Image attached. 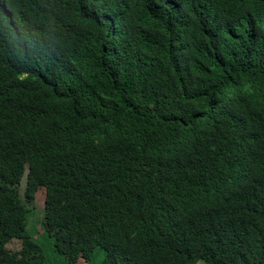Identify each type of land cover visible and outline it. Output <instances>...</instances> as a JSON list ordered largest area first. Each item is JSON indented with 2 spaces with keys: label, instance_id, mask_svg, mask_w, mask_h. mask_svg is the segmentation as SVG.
I'll return each mask as SVG.
<instances>
[{
  "label": "trees",
  "instance_id": "16d2710c",
  "mask_svg": "<svg viewBox=\"0 0 264 264\" xmlns=\"http://www.w3.org/2000/svg\"><path fill=\"white\" fill-rule=\"evenodd\" d=\"M41 238L264 264V0H0V264H47Z\"/></svg>",
  "mask_w": 264,
  "mask_h": 264
},
{
  "label": "rangeland",
  "instance_id": "374dc122",
  "mask_svg": "<svg viewBox=\"0 0 264 264\" xmlns=\"http://www.w3.org/2000/svg\"><path fill=\"white\" fill-rule=\"evenodd\" d=\"M23 186H24V177L23 181L21 182V188L20 193L23 192ZM44 199H45V190L43 188H40L36 194H35V200L34 204L32 205L30 217H29V225L33 224L32 229L36 230V234L38 237L43 236L42 235V229L40 226V222L42 220L43 215V205H44ZM32 229L28 226V232L33 233ZM40 244H42V255L45 260V263L47 264H67L65 258L57 253L54 249H52V242L49 240H43L42 238L38 241ZM21 248L20 241H12L7 245V249L9 252H11L13 255L19 252ZM64 249H61L63 252ZM104 258V252L100 248H95L94 254H93V260L92 264H101ZM79 264H85L81 260L78 261Z\"/></svg>",
  "mask_w": 264,
  "mask_h": 264
},
{
  "label": "clouds",
  "instance_id": "9594fccd",
  "mask_svg": "<svg viewBox=\"0 0 264 264\" xmlns=\"http://www.w3.org/2000/svg\"><path fill=\"white\" fill-rule=\"evenodd\" d=\"M13 31L16 33L17 37L21 35V33L18 31V29L15 27L14 22H13Z\"/></svg>",
  "mask_w": 264,
  "mask_h": 264
}]
</instances>
